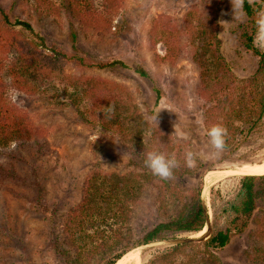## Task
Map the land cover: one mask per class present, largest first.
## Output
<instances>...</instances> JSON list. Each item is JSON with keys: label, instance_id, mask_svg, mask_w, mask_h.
<instances>
[{"label": "trees", "instance_id": "16d2710c", "mask_svg": "<svg viewBox=\"0 0 264 264\" xmlns=\"http://www.w3.org/2000/svg\"><path fill=\"white\" fill-rule=\"evenodd\" d=\"M95 1L62 0L63 14L90 31H107L111 20L106 14H112L111 9L116 7L112 4L109 8L105 0H97L105 9L102 13ZM206 3L188 8L181 25L160 15L149 36L153 45L164 46L163 60L168 63H175L183 53L188 55L198 70L195 93L205 103V130L216 124L225 127L227 135L222 151L233 154L251 135L264 136V36L257 24L264 18V0H241L242 19L230 29L222 23L223 0ZM184 39L187 50L182 49ZM228 40L237 42L243 57L248 58L250 66L245 68L246 74H239L233 60L227 58ZM75 41L76 36L71 33V42ZM72 61L82 69L103 70L124 65L116 60L96 63L51 51L29 21L12 17L0 6V153L11 145L27 151L39 148L45 138L42 128L7 103L8 88L41 97V85L57 76L76 87L69 99L79 120L89 127L117 132L125 147L141 162H129L130 169L124 174L94 171L85 181L78 202L58 219L54 233H48L49 248L56 259L62 264H116L130 251L166 233L201 231L208 222L202 191L204 177L211 168L204 167L196 155V165H186V152L196 153L191 139L177 141L159 126L155 129L143 120L142 130L152 136L153 148H149L142 143V131L135 133L130 127L118 129L120 123L127 121L123 117L125 111L132 108V104L123 102L128 93L126 86L96 76L65 75L64 64ZM136 73L148 78L142 68ZM155 96L157 104L161 97L158 89ZM150 151L162 152L169 158L175 156L178 166L170 178L162 179L145 166L144 159ZM185 179H193L187 188L182 186ZM37 184L34 182V186ZM36 191L40 193V187ZM150 191L154 193V222L135 233L136 211ZM222 213L223 229L197 239L185 238L187 241L160 251L144 264H222L216 252L248 230L249 249L245 257L251 263L264 264V175L241 176L235 198Z\"/></svg>", "mask_w": 264, "mask_h": 264}, {"label": "rangeland", "instance_id": "374dc122", "mask_svg": "<svg viewBox=\"0 0 264 264\" xmlns=\"http://www.w3.org/2000/svg\"><path fill=\"white\" fill-rule=\"evenodd\" d=\"M208 1L105 0L109 8L112 4L116 7V10L111 9L112 14H106L110 17L111 28L94 32L64 15L62 0H0V6L12 17L29 21L51 51L81 56L96 63L122 62L123 66L98 70L82 69L72 61L64 64L63 72L76 77L96 76L126 86L128 93L123 102L132 104V108L125 111L123 117L127 121L120 123L118 129L130 127L135 133L142 131V143L149 148H153L152 136L142 130L143 120L155 129L159 126L177 141L185 137L191 139L198 161L211 168L208 172H214L208 183L204 177L202 198L208 211L204 233L201 236L166 233L148 245L137 247L134 251L141 259L140 264L174 245L177 239H197L223 229L222 209L235 198L243 176L234 170L264 160V136L258 134L251 135L233 154L211 146L204 125L205 103L195 93L197 68L186 53L175 63L166 62L163 60L164 46L151 43L149 33L160 15L181 25L188 8H199ZM240 2L223 0L222 23L228 24L229 29L242 19ZM95 5L105 13L100 2L96 0ZM71 33L76 36L74 44ZM186 42L184 39L182 49H188ZM225 53L233 60L239 74L247 73L245 68L250 63L243 57L237 42L228 40ZM138 68L146 71L148 78H141L136 73ZM155 89L161 96L157 104ZM40 91L41 97L12 88L6 92L7 103L42 128L45 138L39 148L27 151L11 145L0 153V264H62L49 248L48 233H54L58 219L78 202L85 181L94 171L124 174L130 169L132 160L141 164L117 132L89 127L79 120L69 99L76 91L75 86L55 76L51 82L42 84ZM36 181L40 193L34 186ZM192 181L185 179L183 188L190 186ZM153 195L150 191L143 196L134 219L135 233L154 222ZM111 229L114 230L115 225ZM248 236L249 230L216 252L222 264H254L245 257L249 249Z\"/></svg>", "mask_w": 264, "mask_h": 264}, {"label": "clouds", "instance_id": "9594fccd", "mask_svg": "<svg viewBox=\"0 0 264 264\" xmlns=\"http://www.w3.org/2000/svg\"><path fill=\"white\" fill-rule=\"evenodd\" d=\"M240 0H237L239 3ZM259 33L264 36V18L257 21ZM111 111V107L108 109ZM157 121V116L154 117ZM176 128V125L174 126ZM174 134H177L174 131ZM227 135V129L219 124L213 125L207 130V136L211 146L220 151L225 145V136ZM186 138V137H185ZM185 163L188 167H194L196 164L195 154L192 151H188L185 154ZM145 166L152 171L156 176L162 179H168L172 176V170L178 166V161L175 156L171 158L167 157L164 153L158 151H150L146 153L144 159Z\"/></svg>", "mask_w": 264, "mask_h": 264}, {"label": "bare ground", "instance_id": "6f19581e", "mask_svg": "<svg viewBox=\"0 0 264 264\" xmlns=\"http://www.w3.org/2000/svg\"><path fill=\"white\" fill-rule=\"evenodd\" d=\"M234 172L237 175H264V160L259 163H248L241 165L240 167L236 168ZM214 172H208L205 175L206 183L209 182L210 178H213ZM206 191V190H205ZM205 231L203 228L201 231L196 233V235L201 236ZM203 237V236H202ZM141 259L137 252L130 251L126 255H124L116 264H140Z\"/></svg>", "mask_w": 264, "mask_h": 264}, {"label": "water", "instance_id": "95a60500", "mask_svg": "<svg viewBox=\"0 0 264 264\" xmlns=\"http://www.w3.org/2000/svg\"><path fill=\"white\" fill-rule=\"evenodd\" d=\"M207 230H208V228H207ZM200 238V237H199ZM187 239H192V238H187ZM187 239H177V240H175L174 242H173V244H176V243H179V242H183V241H187ZM134 251V250H133Z\"/></svg>", "mask_w": 264, "mask_h": 264}]
</instances>
